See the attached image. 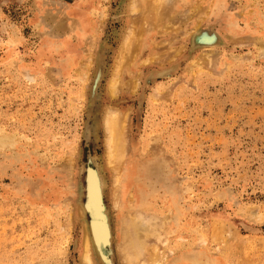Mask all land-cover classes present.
<instances>
[{
  "label": "rangeland",
  "instance_id": "374dc122",
  "mask_svg": "<svg viewBox=\"0 0 264 264\" xmlns=\"http://www.w3.org/2000/svg\"><path fill=\"white\" fill-rule=\"evenodd\" d=\"M131 2L0 0V264H264V0H162L110 92Z\"/></svg>",
  "mask_w": 264,
  "mask_h": 264
},
{
  "label": "bare ground",
  "instance_id": "6f19581e",
  "mask_svg": "<svg viewBox=\"0 0 264 264\" xmlns=\"http://www.w3.org/2000/svg\"><path fill=\"white\" fill-rule=\"evenodd\" d=\"M137 0H132V4H129L130 7H132V9H135V11L137 12L136 14L139 13V17H138V22L133 23L134 25H132L133 27H138L137 30L135 31L133 29V32L132 31V28L131 27L130 31H127L129 30L127 28L126 32L125 33H129V35L127 36H123L122 38H125L123 40V49H124V54L122 53L120 55V58L115 62L114 65V69L112 71V77L110 78V92L112 90V92H114V90L117 88L118 86V83H119V74H120V71H121V68L124 67L126 65L127 62H129V60L132 58L133 54H134V50H135V46H137V44L140 43V40L142 39V33H143V28L144 26H148V24H151V22H157V18L159 16L158 14V9H159V6H161V3L162 0H145L144 2H142V4H139L138 1L137 3H135L136 5L138 4V6L134 7V3L133 2H136ZM167 1V0H165ZM170 1V0H169ZM129 2V1H128ZM164 3V2H163ZM171 3V2H169ZM195 3V2H194ZM134 4V5H133ZM128 5V4H127ZM167 5V4H166ZM196 7V6H195ZM197 8V7H196ZM132 9H130L132 11ZM198 9V8H197ZM169 11V9H166ZM165 10V11H166ZM134 11V10H133ZM186 11V10H185ZM167 13V12H166ZM169 13V12H168ZM165 14V12H164ZM192 14V13H190ZM204 14V13H203ZM169 15H171L169 13ZM168 15L167 18H170ZM193 15V14H192ZM198 17V16H197ZM200 17V16H199ZM131 18V17H130ZM172 19V18H171ZM174 19V18H173ZM167 21V20H166ZM134 22V21H133ZM197 22V21H196ZM169 23V22H168ZM199 23V22H197ZM128 25V24H127ZM168 25V24H167ZM166 24L164 25L163 23V26H167ZM171 25V24H170ZM155 26V25H154ZM173 26V25H172ZM196 26V24H195ZM176 28V27H175ZM166 29V28H164ZM124 33V32H123ZM211 39L212 37L210 36H207L206 34H201L199 36L196 37V40L199 42V43H204V44H207V43H210L211 42ZM222 41V40H221ZM162 45V44H161ZM211 46V45H210ZM263 47V46H262ZM263 49V48H262ZM136 51V50H135ZM207 51V50H206ZM212 51V49H211ZM264 51V50H263ZM179 52V51H178ZM216 52V51H215ZM211 53V52H209ZM217 53V52H216ZM136 54V53H135ZM209 55V54H208ZM130 58V59H129ZM117 59V58H116ZM114 63V62H113ZM127 66V65H126ZM136 80V79H135ZM134 82V81H133ZM108 87V86H107ZM109 92V93H110ZM117 93V92H116ZM115 93V94H116ZM112 94V93H111ZM156 102V101H155ZM106 112V111H105ZM116 113V112H115ZM126 113V112H125ZM119 116H117L116 114L114 113H106V116L104 115V118H103V122H104V127H105V130H106V133H107V136H104V137H107L106 140H107V161L106 163H108L110 165V163H112V166L114 165V167L112 168L113 170H116V168H119L118 166H120V161L122 159V152H121V142L123 143L124 141H121V138H123L122 136V133L123 130H122V127H124V125L122 126L121 124L124 123V121L122 120H119L118 118ZM125 120V119H124ZM121 123H120V122ZM102 122V123H103ZM125 131V130H124ZM122 136V137H121ZM124 145V143H123ZM123 149V147H122ZM123 151V150H122ZM123 155V154H122ZM110 162V163H109ZM119 162V163H118ZM119 164V165H118ZM112 166H109V167H112ZM121 167V166H120ZM111 169V168H110ZM119 169H117L118 171ZM112 172V171H111ZM119 172V171H118ZM118 172H114V173H118ZM113 173V172H112ZM120 174V173H119ZM115 175V177H118ZM113 175V174H112ZM94 176V175H93ZM96 177L94 181H92L89 185V189H88V196H90V204H92L93 208H94V213L95 215L97 216L98 215V205H99V202H100V184H99V178L98 176H94ZM114 177V176H113ZM117 180V178H116ZM118 181V180H117ZM115 182L116 183V189L115 191L113 192V196H115V200H116V197H117V184L118 182ZM114 182V181H113ZM112 184V183H111ZM114 186V187H115ZM104 187V186H103ZM119 187V186H118ZM113 190V189H112ZM118 200V199H117ZM114 203V202H113ZM115 204V203H114ZM85 208L88 210L89 207L88 205L85 206ZM79 211V209L77 210ZM83 213V212H81ZM81 215V214H80ZM78 215V216H80ZM71 220V219H70ZM72 221V220H71ZM128 222V221H127ZM122 223H124V221H122ZM69 224V223H68ZM83 225V224H82ZM132 225V224H131ZM84 226V225H83ZM124 226V224H123ZM83 228V227H82ZM132 229V228H131ZM139 229V227H138ZM84 234H83V238L81 239L82 242V255H81V263L80 264H94V260H93V254L96 255V257L98 259L101 260L100 258V255H101V247L103 245V239L105 238H108V231L107 230H103V226L101 224H99L96 220L95 222V225L94 226H91L89 221L86 222V225H85V231L83 230ZM124 233V231L122 232ZM135 233V232H134ZM137 233V232H136ZM125 235V234H124ZM137 235H140V234H136ZM154 237V236H153ZM137 238V237H136ZM156 238V237H155ZM139 239V237H138ZM157 239V238H156ZM106 240V239H105ZM108 240V239H107ZM158 240V239H157ZM166 241V240H164ZM125 242V241H124ZM156 242V241H155ZM154 243V242H153ZM163 243V241H162ZM161 243V244H162ZM132 245V247H136L138 248V242L137 244H135L133 241L130 243ZM141 244V243H140ZM155 244V243H154ZM153 244V245H154ZM145 247V246H143ZM153 247V246H152ZM144 249V248H143ZM146 249V248H145ZM149 249V248H148ZM163 250V249H162ZM159 248L157 246L154 245V248L151 249V250H148V252L145 254L146 256L144 257V259H140L139 258L137 259V257L139 256V254L137 256H131V254L128 253V251L124 250V253L122 252V258H123V262H125V264H155L157 263L161 256H160V252H159ZM141 254V253H140ZM162 255V253H161ZM163 256V255H162ZM143 257V256H142ZM191 261L190 260H187L185 261L183 264H191L190 263ZM99 264H101L100 262H98Z\"/></svg>",
  "mask_w": 264,
  "mask_h": 264
}]
</instances>
